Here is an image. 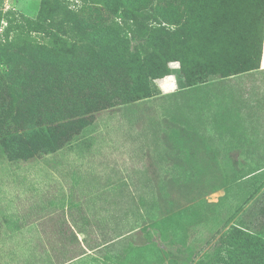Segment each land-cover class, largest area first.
I'll return each mask as SVG.
<instances>
[{
	"label": "rangeland",
	"instance_id": "1",
	"mask_svg": "<svg viewBox=\"0 0 264 264\" xmlns=\"http://www.w3.org/2000/svg\"><path fill=\"white\" fill-rule=\"evenodd\" d=\"M42 1L0 0V34L9 13L16 28L24 16L39 19ZM91 1L63 3L78 9ZM15 29L12 44L21 41L22 29ZM31 29L23 38L50 45ZM170 66L172 74L155 80L159 95L97 111L57 151L26 160L0 151V264L77 255L81 250L62 228L66 220L90 231L77 233L88 254L71 264H210L231 225H264L259 81L249 85L241 76L185 88L179 62ZM69 202L80 207L70 209Z\"/></svg>",
	"mask_w": 264,
	"mask_h": 264
},
{
	"label": "trees",
	"instance_id": "2",
	"mask_svg": "<svg viewBox=\"0 0 264 264\" xmlns=\"http://www.w3.org/2000/svg\"><path fill=\"white\" fill-rule=\"evenodd\" d=\"M63 2L43 0L39 19L24 16L18 28L9 13L0 34V63L6 64L0 67V151L11 160L55 152L97 111L159 95L155 80L172 74L173 61L185 88L261 69L264 0H92L78 9ZM25 26L43 32L50 45L23 38L30 32ZM14 29H22L21 41L12 44ZM73 221L62 228L81 251L61 262L49 257L47 264H71L88 254L77 233L90 231ZM211 257L210 264H264V225H231Z\"/></svg>",
	"mask_w": 264,
	"mask_h": 264
},
{
	"label": "crops",
	"instance_id": "3",
	"mask_svg": "<svg viewBox=\"0 0 264 264\" xmlns=\"http://www.w3.org/2000/svg\"><path fill=\"white\" fill-rule=\"evenodd\" d=\"M264 52V51H263ZM242 77L243 78H247L246 80L247 81H249L250 83H249V85L250 84H252L251 82V80H253V78H255L257 81H259V83H256V84H259L260 85V88L257 86V88H256V90H257V92L258 91H264V89H262L263 88V84H260V82L262 81V82H264V53H263V59H262V64H261V69L260 70H258V71H255V72H253V73H251V74H245V75H242ZM242 78V79H243ZM255 87H256V85H255ZM259 93V92H258ZM258 100V99H257ZM256 100V101H257ZM264 111V110H263ZM260 122H263V128H264V120L263 121H260ZM255 124H252L251 126L252 127H250V128H255V126H254ZM259 127V126H258Z\"/></svg>",
	"mask_w": 264,
	"mask_h": 264
}]
</instances>
